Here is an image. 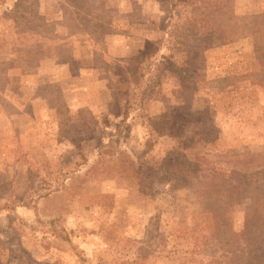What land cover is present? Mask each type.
Masks as SVG:
<instances>
[{"label": "rangeland", "instance_id": "obj_1", "mask_svg": "<svg viewBox=\"0 0 264 264\" xmlns=\"http://www.w3.org/2000/svg\"><path fill=\"white\" fill-rule=\"evenodd\" d=\"M0 264H264V0H0Z\"/></svg>", "mask_w": 264, "mask_h": 264}, {"label": "trees", "instance_id": "obj_2", "mask_svg": "<svg viewBox=\"0 0 264 264\" xmlns=\"http://www.w3.org/2000/svg\"><path fill=\"white\" fill-rule=\"evenodd\" d=\"M174 69H176V68H174ZM203 137H204V135H203ZM149 142H151V140H148L147 141V143H149ZM171 162H169L168 164H170ZM180 164H181V162H180ZM185 164H189L190 166H194V165H196L197 164V162H194V163H192V161H186L185 162ZM176 166V165H175ZM184 170H180V177H181V173L183 172ZM176 173H178V171L177 170H173L171 173H170V176L169 177H171L172 175H174V174H176ZM186 173V172H185ZM179 176V175H178Z\"/></svg>", "mask_w": 264, "mask_h": 264}]
</instances>
